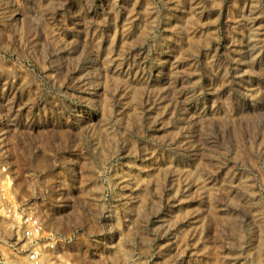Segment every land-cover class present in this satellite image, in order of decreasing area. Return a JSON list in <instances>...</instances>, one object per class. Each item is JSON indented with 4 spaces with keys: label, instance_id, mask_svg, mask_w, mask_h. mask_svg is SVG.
I'll use <instances>...</instances> for the list:
<instances>
[{
    "label": "rangeland",
    "instance_id": "1",
    "mask_svg": "<svg viewBox=\"0 0 264 264\" xmlns=\"http://www.w3.org/2000/svg\"><path fill=\"white\" fill-rule=\"evenodd\" d=\"M0 186V264H264V0H0Z\"/></svg>",
    "mask_w": 264,
    "mask_h": 264
},
{
    "label": "bare ground",
    "instance_id": "2",
    "mask_svg": "<svg viewBox=\"0 0 264 264\" xmlns=\"http://www.w3.org/2000/svg\"><path fill=\"white\" fill-rule=\"evenodd\" d=\"M0 187H1V186H0ZM1 188H2V187H1ZM1 188H0V189H1ZM15 217H16V216H15ZM17 217H19V216H17ZM17 219H19V218H17ZM27 223H28V222H27ZM40 235H42V234H39V236H40ZM39 244H40V243H39ZM40 245H41V244H40ZM47 246H48V245H47ZM47 246H44V244H43V247H42L41 250H42L43 252H45V253L48 254V252H50V251H49V246H48V247H47ZM49 255H50V254H49ZM51 257H52V255H51ZM56 262H57V261H56ZM60 262H61V261H60ZM58 263H59V262H58ZM56 264H57V263H56Z\"/></svg>",
    "mask_w": 264,
    "mask_h": 264
},
{
    "label": "built area",
    "instance_id": "3",
    "mask_svg": "<svg viewBox=\"0 0 264 264\" xmlns=\"http://www.w3.org/2000/svg\"><path fill=\"white\" fill-rule=\"evenodd\" d=\"M42 251V250H41Z\"/></svg>",
    "mask_w": 264,
    "mask_h": 264
}]
</instances>
